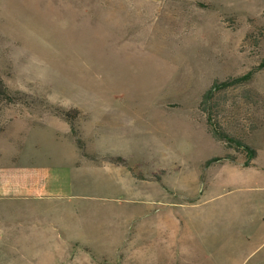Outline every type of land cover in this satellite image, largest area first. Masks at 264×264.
<instances>
[{"label": "rangeland", "instance_id": "obj_1", "mask_svg": "<svg viewBox=\"0 0 264 264\" xmlns=\"http://www.w3.org/2000/svg\"><path fill=\"white\" fill-rule=\"evenodd\" d=\"M0 81V178L73 170L71 199L0 198V264H262L225 221L256 193L204 164L264 181V0H0Z\"/></svg>", "mask_w": 264, "mask_h": 264}, {"label": "crops", "instance_id": "obj_2", "mask_svg": "<svg viewBox=\"0 0 264 264\" xmlns=\"http://www.w3.org/2000/svg\"><path fill=\"white\" fill-rule=\"evenodd\" d=\"M238 151L240 153L239 159L228 157L226 160L219 162L224 165V173L226 174L224 183L239 187L240 190H246L248 193L254 191L256 196L240 198V204L231 203V205H226L225 221L229 230H238L239 235L246 236L247 245H244L241 249L247 250V246L252 247L253 245H258V248H260L264 247V184H260L264 181L254 170L256 153L253 151L254 158L245 160L244 156L242 157L243 150L239 149ZM228 154L231 155V153ZM81 162L79 171H83V161ZM76 178H78L76 184L79 183L83 188V177L78 175ZM72 194V169L70 172L65 170L62 174L54 177L49 176V180H44L43 175L37 170L28 167L16 169L10 172L9 175L0 178V198L7 195L17 199H31L33 201H38L41 198L55 201L71 199ZM262 264H264V261H262Z\"/></svg>", "mask_w": 264, "mask_h": 264}, {"label": "trees", "instance_id": "obj_3", "mask_svg": "<svg viewBox=\"0 0 264 264\" xmlns=\"http://www.w3.org/2000/svg\"><path fill=\"white\" fill-rule=\"evenodd\" d=\"M247 79H248V76L244 75V76H242V77H240L238 79H228V80H226L224 82H220V83L214 82L202 95V100H201V103H200V107H202L203 113H206V109H205L204 106L211 100V98H212V96H214V94H218L220 91L225 90L226 88L231 87L233 85H237V84H239L241 82H244ZM0 93L3 95L4 99L9 100V95L7 93V90L3 86L1 81H0ZM217 123H218L217 119H215L213 121L209 115L206 116V125L208 127H211L212 124H213V127H215V124H217ZM210 133L213 135L214 138H217L218 140L225 141V142H236L242 148L247 149V147H245L240 142L235 141L233 138L222 134L221 131L218 132L215 129V130L210 131ZM250 153H251V158H252L254 156V152L250 151ZM226 159H227V157L226 158H219V157L211 158L210 160H207L205 162L204 166H208V165L213 164V163L221 162V161L226 160ZM116 160L122 162L121 159H116Z\"/></svg>", "mask_w": 264, "mask_h": 264}]
</instances>
